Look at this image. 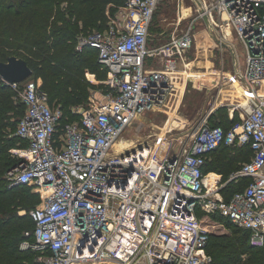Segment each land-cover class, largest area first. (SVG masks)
Listing matches in <instances>:
<instances>
[{
	"label": "built area",
	"instance_id": "built-area-1",
	"mask_svg": "<svg viewBox=\"0 0 264 264\" xmlns=\"http://www.w3.org/2000/svg\"><path fill=\"white\" fill-rule=\"evenodd\" d=\"M157 3L125 0L102 33L77 38L76 52L97 51L108 86L102 104L71 108L78 119L61 123L63 110L49 103L40 79L7 84L25 105L14 135L27 145L11 150L18 162L5 178L40 196L29 211L33 240L19 245L39 253V262L213 264L202 212L248 231L250 246H264V0H210L184 32L147 48ZM197 20H206L217 48L231 53L232 70L219 69L212 100L226 86L241 87L242 102L232 106L240 120L225 130L205 117L178 138L154 134L115 151L140 115L164 104L178 64L195 44ZM222 146L252 152L225 181L203 171ZM244 179L248 185L226 201L222 190Z\"/></svg>",
	"mask_w": 264,
	"mask_h": 264
},
{
	"label": "trees",
	"instance_id": "trees-1",
	"mask_svg": "<svg viewBox=\"0 0 264 264\" xmlns=\"http://www.w3.org/2000/svg\"><path fill=\"white\" fill-rule=\"evenodd\" d=\"M124 1L0 0V62H6L11 56L26 61L32 78L42 81L49 103L63 110L61 123L78 119L71 113V108L81 101L79 91L82 86L77 79L94 74L98 80H105L106 69L97 62L95 49L84 48L80 53L75 51L77 38L103 31L116 13L115 8L121 7ZM14 95L0 79V264H41L35 257L30 260L37 252L19 249L22 241L33 240L34 223L28 211L35 208L33 204L38 195L31 193L30 187L12 185L5 178L6 172L18 162L11 157V149L27 145L14 135L25 113V105L21 100L15 102ZM222 110L225 111L220 109L217 113ZM217 119L219 121L208 120V124L226 130L238 121L236 117L231 121ZM251 153L249 147L232 149L222 146L210 154L203 171L215 172L225 181L240 168V163L251 158ZM248 183V179L230 182L221 194L227 201ZM20 210L25 214L19 215ZM211 217L232 228L229 236H216V240L212 241L213 236H210L206 251L212 256L213 264H264V246H250L248 231L235 227L217 213L211 214ZM222 238L227 241L219 242ZM211 249L213 255L209 252ZM244 255L246 258L242 259Z\"/></svg>",
	"mask_w": 264,
	"mask_h": 264
},
{
	"label": "rangeland",
	"instance_id": "rangeland-1",
	"mask_svg": "<svg viewBox=\"0 0 264 264\" xmlns=\"http://www.w3.org/2000/svg\"><path fill=\"white\" fill-rule=\"evenodd\" d=\"M209 1L210 0H158L149 28L150 41L157 33H160L159 35L162 34L159 38L158 43H163L168 40V36L170 37L172 33H180L182 31L184 32L188 28L190 22L192 21V18L196 15V11L198 12L202 4H206ZM119 8L120 7L115 8L116 13L118 12ZM116 13H114V16L111 17V19L115 17ZM199 23L202 24V29H205V32L202 31V26L197 25ZM193 28L194 30L192 31V37L193 39H195V44L184 54V60L182 61L183 63L192 62L190 64L192 66L189 69V72L187 71V68L190 65H185V68H183L182 71L185 73V78L191 72L193 73V71H195L196 74L199 75H196V78L194 79H187L186 84H182L183 87L180 86L182 78H178L176 76V78H174V80L172 81V89L168 92L164 104L156 111L144 112L142 115H140L141 121H135L133 125L123 134L122 138L118 139L114 148L115 151L127 148L130 141H132V143L128 147L135 145L137 142L143 141L144 139L147 140L154 134H160L162 127L167 123L169 126L170 124H172V127L176 128L174 129L171 127L172 129H174V131H171V133L173 134L172 138H178L183 133H185L184 130L186 128H195V124L201 121L200 118L204 116L206 110L209 107L212 94L214 95V93L217 92L215 79L213 78L214 76H204L202 75L203 72L208 71L209 73L210 71H212L213 73V71H215L216 73V70L221 67L224 71H231L233 65L232 56L229 50H227L226 48L220 50L214 46L213 41H215V32H210L206 20H197ZM200 30L202 32H200ZM102 32L103 31H94L93 33ZM150 41L147 44V48L150 47ZM234 48L236 49L237 54L241 56V54L243 53L242 45L235 41ZM239 63L242 67H244L242 58L239 59ZM104 81L105 80H98L94 74L77 79V82L82 86V89L79 91L81 92V101L78 105L75 106L78 107L80 111L85 112L89 108V106H95L98 104L100 105L104 102L105 96L108 93V86ZM179 89L184 90L182 93L180 106H178L177 98ZM223 89L224 90L220 91V94L223 93L222 98L224 99V97L229 96L230 102H236L235 99H232V97L235 98L234 92L231 91L232 89L227 86ZM240 97H242V95H240ZM13 99L15 102H19L16 94L14 95ZM224 112L225 111L222 110L220 111V113H217L216 118L224 120L226 117ZM198 118L200 120H198ZM236 119L238 121L240 120L238 115L236 116ZM11 155V157H14L18 160V158L14 154L11 153ZM239 162H237L238 165ZM241 164L242 163H240V165ZM30 192L33 193V190L30 189ZM39 204L40 196L38 195V200L35 201L33 206L36 207L39 206ZM18 214L24 215L25 211L20 210L18 211ZM198 215L199 219L204 221V224L209 223L210 236H213L210 239L211 241L216 240V236H229L232 233V228L226 226V224L222 222L216 221V219L214 220L211 217V214H205L204 212H202ZM226 241L227 240L223 238L219 239V242ZM209 252L212 255L214 254V251L212 249ZM26 254L29 255L28 253ZM39 256V253L36 256H31L30 260H33L34 257L37 259ZM245 258L246 255L242 256V259ZM41 264L44 263L41 262Z\"/></svg>",
	"mask_w": 264,
	"mask_h": 264
},
{
	"label": "crops",
	"instance_id": "crops-1",
	"mask_svg": "<svg viewBox=\"0 0 264 264\" xmlns=\"http://www.w3.org/2000/svg\"><path fill=\"white\" fill-rule=\"evenodd\" d=\"M197 25H199V26H202V24H197ZM196 25V26H197ZM203 28V26L201 27V29ZM205 29H202V31H204ZM201 30H200V32H202ZM150 32V31H149ZM205 32V31H204ZM160 33H157L155 36H154V38L150 41V38H149V35H148V43H149V41L151 42V44H150V47L149 48H154L155 46H158V45H161V44H163V43H165V42H163V43H158L159 42V38L161 37V35H159ZM168 40H169V36H168V38H167ZM167 40V41H168ZM166 41V42H167ZM213 44H214V46L217 48V44H216V42L215 41H213ZM183 61V60H182ZM180 62L179 64H178V66H177V69H176V72H175V74H174V78H176V76L178 77V78H182V82H180V86H182L183 87V85L184 84H186V81H187V79H189V78H196V75H199V74H196V72L195 71H193V73L191 72L188 76H186V78H185V73L182 71V69L183 68H185L184 66L185 65H190L192 62H190V63H183V62ZM182 63V64H181ZM191 66L192 65H190V66H188V68H187V71L189 72V69L191 68ZM219 69L220 68H218L217 70H216V73H215V71H213V73H212V71H210L209 73H208V71L207 72H203V74L202 75H209V76H214L213 78L215 79V81L217 80V73L219 72ZM183 84V85H182ZM230 88L232 89L231 91L232 92H234V94H235V98L234 97H232V99H235L236 100V102H230L229 101V96L228 95H225V96H228V97H224V99L222 98V94L223 93H221L220 94V92H219V94H218V96L215 98V100L213 101L212 100V98L210 99V102H212V107H211V103H209V107H208V109L206 110V112H205V114H204V116H202V118H200L201 120L202 119H204L205 117H207V122H208V120H210V122H215V121H219L217 118H216V113H217V111L218 110H220V109H224L225 110V112H226V116H227V118L225 117V119H227L228 121H231V120H233V118L234 117H236L237 115L239 116V113L237 112V111H235V109L232 107V106H234L236 103H241L242 101H241V99H240V93L238 92V91H236L235 90V86H233V87H231L230 86ZM183 89L181 90V89H179V93H178V96H177V98H178V106H180V102H181V98H182V93H183ZM208 98V97H207ZM231 98V97H230ZM180 100V101H179ZM215 116V117H214ZM199 118H198V120H200ZM137 120H140L141 121V116L140 117H138V119ZM173 121V120H172ZM197 123V122H196ZM199 123V122H198ZM197 123V124H198ZM197 124H195V125H197ZM194 125V126H195ZM172 127V124H170V126L168 125V123L167 124H165L163 127H162V130H161V133L160 134H166V135H170V134H172L171 133V131H174V129H176L175 127H172V128H174V129H172L171 128ZM192 129H194V127H188V128H186L184 131L186 132V131H191ZM152 137V136H151ZM147 139V138H146ZM145 140V139H144ZM130 141V140H129ZM132 143V141H130V143H128V146L130 145ZM127 146V147H128ZM210 158V157H209ZM209 173H215V172H209ZM220 177H221V175H220Z\"/></svg>",
	"mask_w": 264,
	"mask_h": 264
},
{
	"label": "water",
	"instance_id": "water-1",
	"mask_svg": "<svg viewBox=\"0 0 264 264\" xmlns=\"http://www.w3.org/2000/svg\"><path fill=\"white\" fill-rule=\"evenodd\" d=\"M32 76L31 69L21 58L11 56L6 62H0V78L8 85L21 83Z\"/></svg>",
	"mask_w": 264,
	"mask_h": 264
},
{
	"label": "bare ground",
	"instance_id": "bare-ground-1",
	"mask_svg": "<svg viewBox=\"0 0 264 264\" xmlns=\"http://www.w3.org/2000/svg\"><path fill=\"white\" fill-rule=\"evenodd\" d=\"M235 90L238 91L240 94H241V91H242V88L241 87H238L237 85H235ZM123 136V135H122ZM122 136L120 138H122ZM119 138V139H120ZM115 148V146H114ZM125 149V148H124ZM120 150H123V149H120ZM120 150H117V151H120Z\"/></svg>",
	"mask_w": 264,
	"mask_h": 264
}]
</instances>
